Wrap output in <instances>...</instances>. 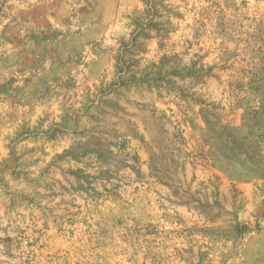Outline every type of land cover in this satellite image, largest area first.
<instances>
[{"label":"rangeland","instance_id":"rangeland-1","mask_svg":"<svg viewBox=\"0 0 264 264\" xmlns=\"http://www.w3.org/2000/svg\"><path fill=\"white\" fill-rule=\"evenodd\" d=\"M0 264H264V0H0Z\"/></svg>","mask_w":264,"mask_h":264}]
</instances>
